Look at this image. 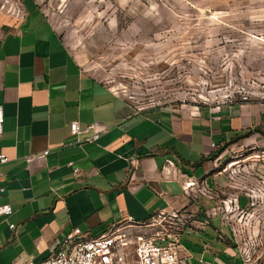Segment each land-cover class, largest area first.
<instances>
[{
  "label": "crops",
  "instance_id": "obj_1",
  "mask_svg": "<svg viewBox=\"0 0 264 264\" xmlns=\"http://www.w3.org/2000/svg\"><path fill=\"white\" fill-rule=\"evenodd\" d=\"M14 1L13 14L0 0V202L11 207L0 216V264H36L74 227L89 236L172 208L191 215L181 264H248L223 213L212 212L219 194L188 195L183 185L227 187L223 147L264 137V97L138 106L83 70L39 0ZM72 120L93 124L97 139L77 140Z\"/></svg>",
  "mask_w": 264,
  "mask_h": 264
},
{
  "label": "rangeland",
  "instance_id": "obj_2",
  "mask_svg": "<svg viewBox=\"0 0 264 264\" xmlns=\"http://www.w3.org/2000/svg\"><path fill=\"white\" fill-rule=\"evenodd\" d=\"M39 3L83 70L138 106L264 97V0ZM1 9L14 14L17 5ZM223 151L221 168L231 178L219 190L218 211L245 262L264 264V137Z\"/></svg>",
  "mask_w": 264,
  "mask_h": 264
},
{
  "label": "built area",
  "instance_id": "obj_3",
  "mask_svg": "<svg viewBox=\"0 0 264 264\" xmlns=\"http://www.w3.org/2000/svg\"><path fill=\"white\" fill-rule=\"evenodd\" d=\"M3 121V107L0 103V135L3 132ZM69 129L79 141L91 142L99 136V130L93 124L80 127L77 120L69 122ZM46 152L47 149L43 151ZM30 158L31 156L27 157ZM6 159L5 153L0 152V161ZM230 165L228 162L227 166ZM226 168L223 167V170ZM78 172V168H73L74 174ZM183 190L188 195L200 193L210 198L218 194V190L205 179L189 178L185 181ZM221 201L226 208L231 199L223 198ZM219 208L220 205H216L212 212ZM10 211L9 203L0 202V216ZM223 218L226 219L225 214ZM189 222L191 215L183 208H172L160 209L145 220L134 221L127 218L112 221L99 233L89 236L83 235L78 227H74L61 238L52 252L36 264H181V254L185 250L181 235ZM9 226L13 227L12 224ZM231 230L235 235L232 227ZM9 264L18 263L12 261Z\"/></svg>",
  "mask_w": 264,
  "mask_h": 264
},
{
  "label": "trees",
  "instance_id": "obj_4",
  "mask_svg": "<svg viewBox=\"0 0 264 264\" xmlns=\"http://www.w3.org/2000/svg\"><path fill=\"white\" fill-rule=\"evenodd\" d=\"M250 130L248 129V130H245V131H243V132H241V133H239V134H237V135H235L232 139H230L231 141H234V140H238L239 138H242V137H244V136H247L248 134H250Z\"/></svg>",
  "mask_w": 264,
  "mask_h": 264
}]
</instances>
